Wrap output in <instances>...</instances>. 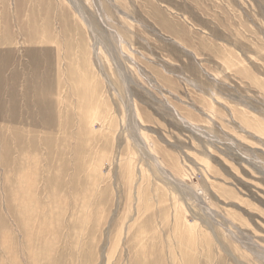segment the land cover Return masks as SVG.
Listing matches in <instances>:
<instances>
[{
	"label": "rangeland",
	"instance_id": "374dc122",
	"mask_svg": "<svg viewBox=\"0 0 264 264\" xmlns=\"http://www.w3.org/2000/svg\"><path fill=\"white\" fill-rule=\"evenodd\" d=\"M0 264H264V0H0Z\"/></svg>",
	"mask_w": 264,
	"mask_h": 264
},
{
	"label": "bare ground",
	"instance_id": "6f19581e",
	"mask_svg": "<svg viewBox=\"0 0 264 264\" xmlns=\"http://www.w3.org/2000/svg\"><path fill=\"white\" fill-rule=\"evenodd\" d=\"M155 161H156V163L159 165V167L161 168V170H162L163 172H165V171H166L165 168H163V166L158 162V160L155 159Z\"/></svg>",
	"mask_w": 264,
	"mask_h": 264
}]
</instances>
